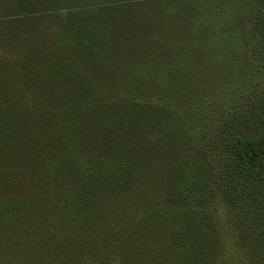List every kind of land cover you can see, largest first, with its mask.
<instances>
[{"label": "trees", "instance_id": "obj_1", "mask_svg": "<svg viewBox=\"0 0 264 264\" xmlns=\"http://www.w3.org/2000/svg\"><path fill=\"white\" fill-rule=\"evenodd\" d=\"M89 258L264 264V0H0V264Z\"/></svg>", "mask_w": 264, "mask_h": 264}, {"label": "rangeland", "instance_id": "obj_2", "mask_svg": "<svg viewBox=\"0 0 264 264\" xmlns=\"http://www.w3.org/2000/svg\"><path fill=\"white\" fill-rule=\"evenodd\" d=\"M226 218H227V220H229V217H228V216H227ZM224 221H225V223H226V220H225V219H224ZM232 225H233V223H230L227 227L225 226V227H226V230H227V228L232 227ZM227 239L229 240V241H228V246L234 248V250H235V242H234V239L231 238L230 235H228ZM86 264H93V263H92V260L89 258V259L87 260V263H86Z\"/></svg>", "mask_w": 264, "mask_h": 264}]
</instances>
